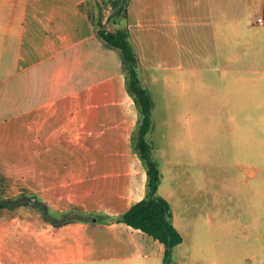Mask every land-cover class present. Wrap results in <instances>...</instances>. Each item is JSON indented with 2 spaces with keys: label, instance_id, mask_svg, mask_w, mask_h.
<instances>
[{
  "label": "crops",
  "instance_id": "0c3cea01",
  "mask_svg": "<svg viewBox=\"0 0 264 264\" xmlns=\"http://www.w3.org/2000/svg\"><path fill=\"white\" fill-rule=\"evenodd\" d=\"M107 1L0 0V198L35 195L51 210L88 217L53 223L31 202L0 204V264H163L161 242L107 221L141 200L147 181L132 146L138 113L123 55L97 33L99 9L104 24L111 19ZM126 10L113 28L128 29L140 66L153 47L168 70L155 99L147 88L152 121L156 110L260 112L245 109L239 90L241 52L251 67L264 62L256 23L264 0H126ZM201 62L225 81L206 104L193 90ZM161 183L180 248V205Z\"/></svg>",
  "mask_w": 264,
  "mask_h": 264
},
{
  "label": "rangeland",
  "instance_id": "374dc122",
  "mask_svg": "<svg viewBox=\"0 0 264 264\" xmlns=\"http://www.w3.org/2000/svg\"><path fill=\"white\" fill-rule=\"evenodd\" d=\"M102 9L99 27L114 30L113 19L121 18L104 24ZM146 54L148 62L138 64L137 74L155 99L157 79L168 70L157 63L153 47ZM196 54L203 56L204 49ZM243 54L239 91L245 109L260 112L156 110L146 134L160 170L161 193L173 190V201L180 205L185 243L172 251L169 264H264V62L251 67ZM221 75L198 64L193 90L199 103L223 89Z\"/></svg>",
  "mask_w": 264,
  "mask_h": 264
},
{
  "label": "trees",
  "instance_id": "16d2710c",
  "mask_svg": "<svg viewBox=\"0 0 264 264\" xmlns=\"http://www.w3.org/2000/svg\"><path fill=\"white\" fill-rule=\"evenodd\" d=\"M112 6L111 17H126V0H108ZM98 35L105 42L118 48L125 63V86L137 108V123L132 134V146L146 170L145 196L123 214L107 217L109 222H123L134 229L141 230L161 242L165 247L163 264H169L172 251L182 242V236L172 223V211L169 202L157 194L160 183V170L151 155V145L146 134L152 127L153 102L148 90L142 86L137 74L138 58L130 41L126 28H116L112 31L99 29ZM33 203L41 214L53 223L66 220H87V216L75 212H58L51 210L44 201L35 195L20 194L3 199L0 204L13 207L19 203Z\"/></svg>",
  "mask_w": 264,
  "mask_h": 264
},
{
  "label": "built area",
  "instance_id": "2783aa9c",
  "mask_svg": "<svg viewBox=\"0 0 264 264\" xmlns=\"http://www.w3.org/2000/svg\"><path fill=\"white\" fill-rule=\"evenodd\" d=\"M256 23L258 25H264V14L260 15L257 20H256Z\"/></svg>",
  "mask_w": 264,
  "mask_h": 264
}]
</instances>
